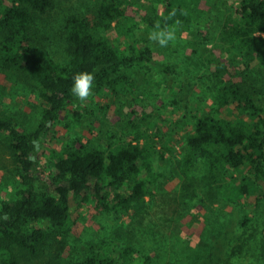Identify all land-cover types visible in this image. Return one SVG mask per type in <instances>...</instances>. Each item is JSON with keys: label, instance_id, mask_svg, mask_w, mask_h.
I'll return each instance as SVG.
<instances>
[{"label": "trees", "instance_id": "1", "mask_svg": "<svg viewBox=\"0 0 264 264\" xmlns=\"http://www.w3.org/2000/svg\"><path fill=\"white\" fill-rule=\"evenodd\" d=\"M166 9L149 25L156 31L180 24L187 29L194 9L167 0ZM55 0H0V73L30 79L43 103L36 129L21 130L12 115H0V136L14 155L21 190L18 198L0 205V264H21L14 246L38 256L48 236L38 224L71 230V199L92 195L108 210L128 211L155 195L151 158L156 149L148 132L137 131L131 139L113 141L106 148L87 143L54 151L52 190H39L38 154L45 136L66 105L75 99L70 89L82 72L94 77L93 92L126 86L125 69L153 64L163 73L177 65L154 59L146 43L133 40L135 19L126 13V0H102L95 11L70 15L65 24L70 61L57 64L49 56L43 37L36 31L37 16L46 14ZM219 39L207 49L200 63L212 71L215 85L210 108L194 115L185 135L180 173L190 188L210 185L220 199L243 204V224L250 221L245 206L253 199L264 210V0H236L223 8ZM189 10V11H188ZM174 13V14H173ZM115 24V25H114ZM124 43L115 42L111 28ZM235 71L238 80L224 79ZM234 75L231 77L233 78ZM29 80V81H30ZM77 115H79L77 113ZM37 141V149L33 146ZM203 174L199 176V170ZM246 171L252 173L247 176ZM264 262V237L260 245ZM132 246L104 248L67 264H151L149 258L135 263Z\"/></svg>", "mask_w": 264, "mask_h": 264}, {"label": "rangeland", "instance_id": "2", "mask_svg": "<svg viewBox=\"0 0 264 264\" xmlns=\"http://www.w3.org/2000/svg\"><path fill=\"white\" fill-rule=\"evenodd\" d=\"M172 1L192 7L195 17L187 29L180 24L169 28L176 38L167 47L149 38L156 31L149 21L159 24L156 19L166 9L167 0H126V13L137 23L136 47L146 43L155 60L177 65L174 73L160 72L150 63L133 65L124 70L129 78L126 86L93 92L86 103L75 98L60 113L38 154L36 187L52 190L54 151L80 143L104 149L113 141L131 139L137 131L148 132L156 145L151 158L154 197L128 211L104 209L92 195L72 198L71 230L67 233L38 224L48 236L38 256L14 246L21 264H67L94 251L126 246L137 250L135 263L149 258L151 264H264L260 249L264 210L249 199L245 206L250 221L244 225L243 204L220 199L210 185L193 190L180 173L185 135L191 131L194 115L213 104L214 88L219 84L220 79L200 59L218 41L222 20L218 18L219 0ZM220 1L227 8L236 0ZM101 2L55 0L46 14L37 16L36 31L54 62L68 66L70 61L67 18L93 12ZM111 35L116 43H124L122 52L128 53L130 41L120 39L114 26ZM230 71L224 79L238 80L235 71ZM29 80L0 73V115H12L27 132L36 129L43 108L38 88ZM260 98L264 103V84ZM198 173L203 174L201 169ZM246 174L252 175L250 171ZM20 190L14 155L0 136V205L18 198Z\"/></svg>", "mask_w": 264, "mask_h": 264}, {"label": "clouds", "instance_id": "3", "mask_svg": "<svg viewBox=\"0 0 264 264\" xmlns=\"http://www.w3.org/2000/svg\"><path fill=\"white\" fill-rule=\"evenodd\" d=\"M174 14V13H173ZM159 27V25H157ZM150 40L158 42L161 47H167L170 41L175 40V31L164 29L159 31H154L150 35ZM95 77L88 72L78 73L73 78V85L70 89L72 96L76 98L81 103H86L89 98L93 95V85ZM38 142L33 141V146L39 150L37 147Z\"/></svg>", "mask_w": 264, "mask_h": 264}]
</instances>
